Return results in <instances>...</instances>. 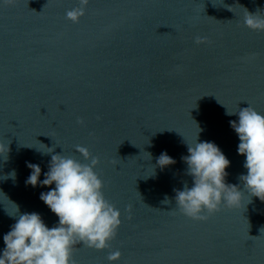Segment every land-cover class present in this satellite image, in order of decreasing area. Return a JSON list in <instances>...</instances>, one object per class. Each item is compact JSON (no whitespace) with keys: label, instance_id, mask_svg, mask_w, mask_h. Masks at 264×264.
Segmentation results:
<instances>
[{"label":"water","instance_id":"water-1","mask_svg":"<svg viewBox=\"0 0 264 264\" xmlns=\"http://www.w3.org/2000/svg\"><path fill=\"white\" fill-rule=\"evenodd\" d=\"M78 6L0 0V143L11 142L0 154V253L19 214L58 224L40 199L55 185H26V162L43 181L53 154L89 163L79 145L99 158L121 225L109 249L81 246L75 264H110L116 250L111 264H264V201L243 191L238 115L226 114L249 105L264 114V32L243 23L246 9L264 17V0H89L78 23L67 20ZM197 138L220 148L225 182L243 191L239 207L206 221L174 199L193 185L182 157ZM165 152L176 163L161 169Z\"/></svg>","mask_w":264,"mask_h":264},{"label":"clouds","instance_id":"clouds-1","mask_svg":"<svg viewBox=\"0 0 264 264\" xmlns=\"http://www.w3.org/2000/svg\"><path fill=\"white\" fill-rule=\"evenodd\" d=\"M11 2L5 0L6 4ZM88 3L89 0H78L79 6L68 10L66 19L78 23L85 15ZM257 13L258 10L251 13L246 9L244 26L264 32V17ZM205 40L197 36L194 42L200 44ZM226 114L238 115V121H230V125L239 137L238 154L246 158L243 166L247 174L239 177L243 191L264 201V114L250 105L235 113L227 110ZM77 122L84 123L83 119ZM10 143H0V154H6V159ZM49 149L42 154L54 151ZM76 151L90 162L81 163L72 157L53 154L43 181L39 179L40 165L26 162L31 170L26 185H55L41 193L40 199L58 217V224L48 227L36 212L19 214L11 230L3 236L5 247L0 253V264H75L74 253L81 246L96 251L110 248L121 225L120 211L105 198L104 182L94 171L100 163L99 158L83 146L77 145ZM187 151L188 155L182 160L193 185L185 184L183 190H174L176 210L191 219L206 221L222 206L239 207L243 191L237 185L225 182L230 161L220 148L212 142H198L197 138L194 143H187ZM175 163L166 152L157 159L161 169ZM12 175L14 177L15 172ZM162 203L168 204L170 199L165 196ZM17 210L19 212L18 206ZM120 257L119 250L110 251L107 260L111 264Z\"/></svg>","mask_w":264,"mask_h":264}]
</instances>
